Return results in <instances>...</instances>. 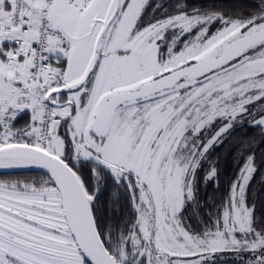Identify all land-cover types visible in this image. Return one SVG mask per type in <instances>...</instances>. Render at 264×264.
Listing matches in <instances>:
<instances>
[{
	"label": "snow or ice",
	"instance_id": "obj_1",
	"mask_svg": "<svg viewBox=\"0 0 264 264\" xmlns=\"http://www.w3.org/2000/svg\"><path fill=\"white\" fill-rule=\"evenodd\" d=\"M147 6L0 0V170L41 172L0 178V264H264L255 152L207 221L185 216L213 148L244 123L264 138V0L145 24ZM109 186L119 229L98 214Z\"/></svg>",
	"mask_w": 264,
	"mask_h": 264
},
{
	"label": "trees",
	"instance_id": "obj_2",
	"mask_svg": "<svg viewBox=\"0 0 264 264\" xmlns=\"http://www.w3.org/2000/svg\"><path fill=\"white\" fill-rule=\"evenodd\" d=\"M178 2L187 5L185 11L188 13H192L194 9H198L201 13H204L206 10H223L228 14H234L249 7L254 0H149L150 6L145 10L143 19L149 13H157L156 17L164 18L165 9H167L166 15H174L176 14L175 5ZM157 4H162L163 7L154 12ZM151 7L154 8L151 9ZM26 119L28 117L22 115L17 121V127L21 126ZM258 132V129L250 127L247 123L237 125L222 144L210 151L209 161H216L218 158L216 166L219 174L218 178L209 183L206 188L201 179L197 195L199 203L196 206L199 216L194 213L191 204L188 205L185 211V216L191 218L193 227H197L200 218L207 221L209 213H215L217 206L222 203L223 198L226 196L229 183L235 178L243 160L253 152H255L256 165L259 170L248 188V204L250 206L255 204L254 215L264 219V183H261V179L264 178V138H261ZM242 151L243 157L241 156ZM208 168L209 162H205L200 172L201 177L204 170ZM2 174L6 175L7 173H0V175ZM32 174L40 175L41 173ZM111 192L110 186L102 191L97 202L98 214L103 218V223L106 226L112 224L119 229L127 218L129 210L123 199H121L120 214L116 215L110 212L109 196ZM121 197H123V193H121ZM215 264H239V262L230 257H220L216 259Z\"/></svg>",
	"mask_w": 264,
	"mask_h": 264
},
{
	"label": "rangeland",
	"instance_id": "obj_3",
	"mask_svg": "<svg viewBox=\"0 0 264 264\" xmlns=\"http://www.w3.org/2000/svg\"><path fill=\"white\" fill-rule=\"evenodd\" d=\"M150 6V4H149V0H148V6L147 7H149ZM154 8V7H153ZM152 7H151V9H153ZM147 9V8H146ZM157 13H149L148 15H147V17L145 16V19H143L144 20V23L145 24H147L148 22H152L154 19H160V17L158 16V17H156L157 15H156ZM159 14H160V12H159ZM250 206V205H249ZM251 207V206H250ZM220 257H230V258H232V259H236V260H238V258H237V256H236V254L235 253H232V252H225V253H217L216 254V259H218V258H220Z\"/></svg>",
	"mask_w": 264,
	"mask_h": 264
},
{
	"label": "flooded vegetation",
	"instance_id": "obj_4",
	"mask_svg": "<svg viewBox=\"0 0 264 264\" xmlns=\"http://www.w3.org/2000/svg\"><path fill=\"white\" fill-rule=\"evenodd\" d=\"M32 173H39V172H31V171H24V172H12L7 173L6 175H0V178H11V179H32L37 178L39 175H34Z\"/></svg>",
	"mask_w": 264,
	"mask_h": 264
},
{
	"label": "water",
	"instance_id": "obj_5",
	"mask_svg": "<svg viewBox=\"0 0 264 264\" xmlns=\"http://www.w3.org/2000/svg\"><path fill=\"white\" fill-rule=\"evenodd\" d=\"M24 171H31V172H40V170L32 168V169H9V170H0V173H12V172H24Z\"/></svg>",
	"mask_w": 264,
	"mask_h": 264
}]
</instances>
